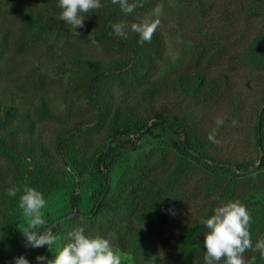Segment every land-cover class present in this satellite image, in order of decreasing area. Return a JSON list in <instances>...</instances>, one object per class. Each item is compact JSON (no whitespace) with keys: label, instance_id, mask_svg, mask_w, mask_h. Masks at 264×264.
Listing matches in <instances>:
<instances>
[{"label":"trees","instance_id":"1","mask_svg":"<svg viewBox=\"0 0 264 264\" xmlns=\"http://www.w3.org/2000/svg\"><path fill=\"white\" fill-rule=\"evenodd\" d=\"M41 1L32 8V4L25 7L23 0H0V10L8 5L13 18L7 27L0 24V74L25 58L38 34L74 29L60 20L58 0ZM164 1L139 0L141 6L125 14L118 4L101 0L103 6L88 13L85 27L77 30L91 32L103 49L102 55L84 51L67 54V61L76 67L69 73L61 103L42 96L34 110L26 111L4 100L0 93V159L5 160L0 164V264L21 211L18 204L23 194L21 191L10 197L7 189L27 185L46 197L62 187L71 171L79 176L91 173L96 184L91 195L94 209L88 215L90 221L112 223L111 229L87 225L86 232L111 237L114 247L131 255L135 264H204L206 228L201 218H210L214 214L211 207L216 204L242 202L238 178L247 175L256 161L232 167L210 157L198 127L185 116L183 101L195 99L199 109H214L231 86L229 71L235 70L239 61L251 64L259 57L257 66L264 72V29L257 26L258 20H264V0H224L220 7L226 20L222 31L216 37L198 41L179 66L158 75L166 52L163 31L158 27L151 42L141 45L131 25L152 16L155 7ZM188 1L203 15L204 0ZM247 22H254L258 31L242 37L237 55L227 52L232 58L230 70L214 69L212 54H220L224 40H234L229 36L232 30ZM118 23L126 25V37L113 32L112 25ZM121 91L130 94L122 98ZM38 119L50 120L60 127L49 143L36 135ZM153 129L169 147L158 149V156L148 153L137 159L112 185L111 174L122 150L138 149L140 141ZM252 130L251 146L259 154L255 170L261 174L264 97ZM94 150L98 156L91 161L89 154ZM194 162L233 175L212 206H203L196 214L182 208L180 196ZM260 186L264 187V176ZM68 224L73 226L70 231L84 226L81 214L76 212L59 221L53 231ZM261 238L264 224L253 246ZM46 247L37 248L36 257L43 255ZM253 256L255 264H264L258 251L244 254L247 261Z\"/></svg>","mask_w":264,"mask_h":264},{"label":"rangeland","instance_id":"2","mask_svg":"<svg viewBox=\"0 0 264 264\" xmlns=\"http://www.w3.org/2000/svg\"><path fill=\"white\" fill-rule=\"evenodd\" d=\"M23 1L25 7L32 4V8L42 2L41 0H32V3L28 0ZM223 3L224 0H204L203 15L198 14L192 2L188 0H165L159 4L163 5L159 27L166 39V52L158 75L169 73L179 66L180 62L190 55L198 41L209 36L216 37V33L222 31L226 23L223 17L224 10L220 8ZM10 8L7 5L6 9L0 10V24L6 27L13 20L10 16L12 10H8ZM260 21L258 20L257 26L261 25L264 29V20ZM253 28L255 30L252 32ZM257 29L254 22L238 24L237 28L229 34L234 37V40L230 42L224 40V50L220 54L217 51L212 54V67L221 71L230 70L232 58L227 55V52H235L234 55H237V49L243 41L242 37L257 32ZM29 45L25 58L18 65L17 63L11 64L9 69L0 74L1 97L26 111L34 110L42 96L55 103H61L69 73L76 67L75 64L67 61V54L84 51L102 55L103 52L91 32L75 28L69 32L59 30L49 34L40 33ZM259 61V57H256L251 64L239 61L236 69L229 71L231 86L225 91L214 109L209 111L199 109L195 99L183 101L185 116L198 127L205 139L206 150L210 157L219 159L232 167H235L236 163L256 161L247 175L237 177L238 181L240 180L238 190L243 195L241 203L246 206L252 217L250 232L253 243L262 233L264 224V187L260 186L264 173L259 174L260 171L255 170L259 154L251 146L252 124L258 109L263 104L264 97V72L261 71L260 66H257ZM129 94L128 91H121L120 97L125 98ZM218 118L224 119L222 126H217ZM233 121L237 122L236 126H233ZM58 129L60 127L52 121L38 119L36 135H40L49 143ZM213 129L216 130V139L219 143H212L208 140V135ZM168 147L169 145L160 136L158 130H150L140 141L138 149L122 150L118 164L111 174L112 185H116L121 173L133 165L137 159L148 153L158 156V149ZM97 156L98 151L94 150L89 154V159L94 161ZM4 162V159H0V164ZM67 169L70 170L71 167L68 166ZM231 179L233 175L230 173H218L194 162L191 173L185 178L180 189L182 208L187 209L189 213L196 214L203 206H212L214 199L220 194V189ZM95 187L91 173L87 172L79 176L71 171L63 180L62 187L45 197L47 202V207L43 210L46 219L45 228H51L53 234L57 236L56 245L49 249L46 247L43 253L48 259L55 257L68 240V232L73 228L72 224H68L57 232L53 231V227L63 217L67 219L77 212L81 214L84 225L95 224L96 228L101 226L111 229V222L96 219L90 221L88 217L94 209L91 195ZM74 196L77 198L73 199ZM76 201L77 204L74 205L73 202ZM218 206L220 205L216 204L211 208L215 210ZM25 223L21 210L1 264H14V258L21 255L25 256L30 264H37V248L24 246L25 238L20 231ZM206 231H203V235ZM121 254L123 264H135L131 255L124 252Z\"/></svg>","mask_w":264,"mask_h":264},{"label":"clouds","instance_id":"3","mask_svg":"<svg viewBox=\"0 0 264 264\" xmlns=\"http://www.w3.org/2000/svg\"><path fill=\"white\" fill-rule=\"evenodd\" d=\"M118 4L125 14H131L136 7L141 6L139 0H111ZM103 5L101 0H58L60 20L73 28H84L87 14L99 10ZM163 5L153 10V15L131 25V31L139 34L141 45L150 43L153 35L161 24ZM126 25H112L113 32L119 37H126ZM217 126L224 124V119L218 118ZM236 126L237 122H232ZM212 143H219L216 139V130L208 135ZM22 191L19 198V209L25 219V226L20 231L25 238V247L48 249L57 243V236L51 228H45L46 219L44 209L47 202L44 195L34 187L27 185L13 186L7 189V195L15 197ZM251 214L239 200L229 201L215 208L210 218H201L200 223L206 228L203 245L206 249L204 264H255V256L247 261L244 254L248 250L258 251L264 259V238L259 239L253 246L250 232ZM87 225L78 226L68 232V242L63 244L54 258L48 259L45 255L36 257L37 264H123L122 254L115 248L112 238H105L99 234L86 232ZM41 229H44L43 231ZM14 264H30V261L21 255L14 258Z\"/></svg>","mask_w":264,"mask_h":264},{"label":"water","instance_id":"4","mask_svg":"<svg viewBox=\"0 0 264 264\" xmlns=\"http://www.w3.org/2000/svg\"><path fill=\"white\" fill-rule=\"evenodd\" d=\"M65 218H66V217H63V218L59 219L58 221H61V220L65 219Z\"/></svg>","mask_w":264,"mask_h":264}]
</instances>
